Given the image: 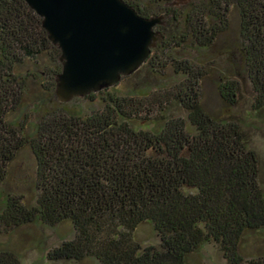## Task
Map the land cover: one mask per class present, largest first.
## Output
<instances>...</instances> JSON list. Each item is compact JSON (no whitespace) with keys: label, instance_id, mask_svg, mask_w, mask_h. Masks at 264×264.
Segmentation results:
<instances>
[{"label":"trees","instance_id":"1","mask_svg":"<svg viewBox=\"0 0 264 264\" xmlns=\"http://www.w3.org/2000/svg\"><path fill=\"white\" fill-rule=\"evenodd\" d=\"M124 1L141 16H165L149 64L186 46L213 51L236 12L239 36L226 48L230 70L246 77L253 110L264 109V0H192L180 8L170 5L173 0ZM59 56L41 17L24 0H0V183L29 144L39 191L36 205L8 196L0 226L71 220L75 237L48 253L53 263L191 264L189 256L213 242L228 264H243L242 237L264 228L259 156L239 121L207 110L200 88L207 71L193 60H173L174 75L183 79L173 86L161 81L158 97L113 87L99 92L101 108L87 115L51 104L28 135L16 114L31 103L27 98L39 80L47 95H56ZM240 88L226 76L218 79L217 93L229 107ZM42 97L39 102L50 101ZM144 222L153 223L159 245L143 247L135 239ZM0 264L20 261L0 250Z\"/></svg>","mask_w":264,"mask_h":264},{"label":"rangeland","instance_id":"2","mask_svg":"<svg viewBox=\"0 0 264 264\" xmlns=\"http://www.w3.org/2000/svg\"><path fill=\"white\" fill-rule=\"evenodd\" d=\"M186 6V5H184ZM240 30L239 16L236 12L230 15V26L228 30L219 37L214 45V50H201L186 46L178 51L166 53L155 59V62L145 63L137 72L128 76L127 80H122L116 88L123 93L131 89L141 88L151 96L158 97V85L165 81L171 86L177 84L183 78L174 75L175 68L170 64L173 60L176 62L193 60L194 67L200 68L203 72L207 71L205 77L201 80V94L203 102L208 111L214 115L227 117L233 121H239L247 134L251 149L255 150L259 156V183L264 189V109L260 111L253 110V92L247 82L246 77L237 75L232 69L233 62L229 63V55L226 48L234 46L238 39ZM218 46V47H217ZM215 48H218L217 50ZM172 58H168L167 56ZM163 57V58H162ZM169 62L162 68L161 61ZM161 67V68H160ZM226 76L227 79L239 82L240 95L235 106L225 105L217 93V83L220 77ZM42 80L35 84V92H31L27 100L31 102L27 106L18 110L16 116L18 124L25 121V133L33 135L36 130L37 121L42 114L50 108L51 104L58 106L56 95H47L41 87ZM46 82H44V85ZM111 89V88H109ZM118 91V92H119ZM117 92V93H118ZM164 92V91H163ZM135 93V94H134ZM138 92H132V96L137 97ZM140 94V93H139ZM37 95L50 97L48 102H39ZM99 93L95 94V99L76 98L65 104L66 110H76L82 115H87L93 110L101 108ZM42 97V98H43ZM35 103V104H34ZM47 103V105H45ZM36 106V108H35ZM181 113V112H180ZM28 114V117H26ZM27 124V125H26ZM37 161L30 145L20 149L7 168L6 179L0 183V212L5 207L8 196H23V202L28 205H36L38 195L37 189ZM192 192L191 189H186ZM195 192V190H193ZM135 239L143 245H159L160 236L152 222L141 223L134 232ZM75 237V229L71 220H64L55 226H48L37 221L23 224L18 227L5 229L0 226V250L11 251L17 255L20 264H98L92 258H86L81 261H59L51 262L48 259V253L61 245L65 240H71ZM240 253L244 257L243 264H264V228L251 231L244 234L240 242ZM191 264H228L224 258L219 246L213 242L203 244L197 251L189 256Z\"/></svg>","mask_w":264,"mask_h":264},{"label":"water","instance_id":"3","mask_svg":"<svg viewBox=\"0 0 264 264\" xmlns=\"http://www.w3.org/2000/svg\"><path fill=\"white\" fill-rule=\"evenodd\" d=\"M60 50L55 94L60 103L117 86L149 59L165 16H141L124 0H24ZM192 0H173L182 7Z\"/></svg>","mask_w":264,"mask_h":264}]
</instances>
